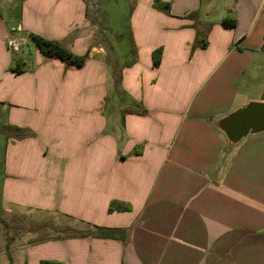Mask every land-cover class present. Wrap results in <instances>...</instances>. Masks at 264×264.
Listing matches in <instances>:
<instances>
[{"label": "crops", "instance_id": "crops-1", "mask_svg": "<svg viewBox=\"0 0 264 264\" xmlns=\"http://www.w3.org/2000/svg\"><path fill=\"white\" fill-rule=\"evenodd\" d=\"M30 1L17 28L0 11V214H59L118 233H21L0 263L264 264V131L232 143L220 127L264 103V0H162L168 12L131 0L136 51L113 73L85 0H58L50 13ZM198 30L206 48H193ZM31 33L84 65L47 58ZM117 89L131 103L108 114L103 99Z\"/></svg>", "mask_w": 264, "mask_h": 264}, {"label": "rangeland", "instance_id": "rangeland-1", "mask_svg": "<svg viewBox=\"0 0 264 264\" xmlns=\"http://www.w3.org/2000/svg\"><path fill=\"white\" fill-rule=\"evenodd\" d=\"M57 1L39 0L38 8L45 13H50L56 7ZM30 3L27 7L30 6ZM85 3L88 17L94 27V42L101 44L107 53V69L111 70L112 73L121 70V64L131 61L136 51L133 50L130 24L131 0H85ZM22 7L23 0H0L1 14L10 28L18 27ZM70 17L71 19L74 18L75 21H80L75 3L71 6ZM20 43L27 51L26 43L21 42V40ZM256 84H264V70L259 75V81ZM263 96L264 90L259 97L262 98ZM130 103L131 100L129 101V98L122 94L119 89L110 93L108 98L103 99V106L107 107L108 114L114 108L130 105ZM30 231H34L35 234L27 239L39 241L50 237L79 235L88 232V228L59 214L32 213L12 208L4 215L1 216L0 214V252L11 244L15 236ZM7 263L8 261L3 259L0 264Z\"/></svg>", "mask_w": 264, "mask_h": 264}, {"label": "trees", "instance_id": "trees-1", "mask_svg": "<svg viewBox=\"0 0 264 264\" xmlns=\"http://www.w3.org/2000/svg\"><path fill=\"white\" fill-rule=\"evenodd\" d=\"M154 7L168 12L170 9V4L167 2H163L162 0H154ZM222 24L225 27L233 28L236 22L234 19H225L223 20ZM29 38L39 48L41 53L47 58L59 59L68 65H72L78 68H81L87 59L86 56L77 55L76 53L69 50L67 47H65L64 45H62L61 43L57 41L48 40L40 35L33 34V33L29 34ZM198 46L201 48H206L207 46L205 35H203L200 30H198L197 32V37L194 42L193 48H196ZM161 55H162L161 48L156 49L153 52L154 66H158L160 64ZM138 114L144 115L145 110L138 112ZM112 208L113 206H111V209ZM81 222L82 221H79V223ZM88 227H89L88 228L89 232H93L95 230L96 235H98L99 237L114 238L118 233V231L108 230L103 227H99L95 225H90V226L88 225ZM79 235H83V234L80 233ZM40 264H61V263H56V262H51V261H41Z\"/></svg>", "mask_w": 264, "mask_h": 264}, {"label": "water", "instance_id": "water-1", "mask_svg": "<svg viewBox=\"0 0 264 264\" xmlns=\"http://www.w3.org/2000/svg\"><path fill=\"white\" fill-rule=\"evenodd\" d=\"M230 142L236 143L249 133L264 131V103H250L227 117L220 125Z\"/></svg>", "mask_w": 264, "mask_h": 264}, {"label": "built area", "instance_id": "built-area-1", "mask_svg": "<svg viewBox=\"0 0 264 264\" xmlns=\"http://www.w3.org/2000/svg\"><path fill=\"white\" fill-rule=\"evenodd\" d=\"M16 40H17V36H16V35H12V36L10 37V40H9V46H10L13 50L18 51L20 46H19V44L16 42Z\"/></svg>", "mask_w": 264, "mask_h": 264}]
</instances>
